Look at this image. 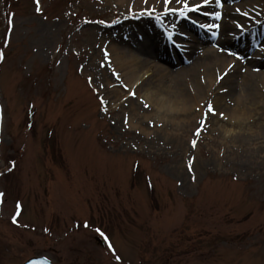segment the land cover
I'll list each match as a JSON object with an SVG mask.
<instances>
[{"label": "rangeland", "instance_id": "1", "mask_svg": "<svg viewBox=\"0 0 264 264\" xmlns=\"http://www.w3.org/2000/svg\"><path fill=\"white\" fill-rule=\"evenodd\" d=\"M250 1L212 0L207 11L233 15L223 36L198 26L214 34L203 50H222L219 38L247 27L255 39L235 46L259 61L264 26L252 28L264 15L243 11ZM120 19V8L103 0H0V264H264V109L228 121L202 104L192 128H131L122 117L134 100L129 87H99L85 71L99 52L92 39H115ZM154 32L171 64L182 61L173 78L184 89L186 77H204L197 67L181 70L190 47L173 44L191 41ZM222 51L237 63L234 81L264 71V56L251 68L238 64L240 52ZM112 91L124 98L120 107Z\"/></svg>", "mask_w": 264, "mask_h": 264}, {"label": "bare ground", "instance_id": "2", "mask_svg": "<svg viewBox=\"0 0 264 264\" xmlns=\"http://www.w3.org/2000/svg\"><path fill=\"white\" fill-rule=\"evenodd\" d=\"M103 1L111 6L116 5L121 10V19L114 24L116 27L114 30H117L118 35L115 39H92L93 46H96L99 52L90 57L85 71L95 78L97 76L96 82L99 87L114 85L120 81H124V84L129 87V91L134 95V100H125L124 103L128 104L129 109L122 112V117L131 128L141 130L148 135L150 133L165 134L164 130L167 132L168 126L166 125L168 124L176 129L183 126L192 128L195 126L197 118L203 113L202 104L211 105L216 114H223L228 121L240 117L248 120L253 118V115L260 109H264V71L256 76L255 72L252 73L249 69L247 76L240 77V82L237 78L234 81L232 80L234 76L236 77L234 64L237 65V63L232 60L228 62L222 51L225 47H230L239 53L240 51L235 46L238 44V39L243 36L255 39L254 32H251L252 36H250L248 31L251 29L242 27L240 34L236 33L232 39L220 40L219 38L216 44L221 46L222 50H215L213 47L203 50L208 42L214 39V34L197 32L199 25L205 31L219 32L221 36L225 35L222 32L229 28V17L233 15L232 12L224 9L220 13V18L215 19L216 12L206 10L207 6L214 5L212 0H209L206 7L197 11H185L184 3L195 8L197 4H203L204 0H171L168 5V13H165L164 0ZM241 6L243 11L250 7L251 10L260 13L261 17L264 15V0H251L249 3H242ZM173 9L176 10L175 13H173ZM179 13H193L197 16L190 15L189 18L193 21L190 23L188 19L186 20L180 15L176 16ZM247 15V18L253 17L250 12ZM257 21L259 23L252 30L256 31L258 24L264 26V18L263 21L262 19H257ZM156 29H159L163 37L164 34L169 36L171 33H177L193 43V46H187L190 47L188 58L186 57L188 63L186 67L182 66L181 70L190 73L191 69L197 67L200 75L204 74L203 78L193 74L189 76L190 79L186 77V89L173 78L174 69L182 65V61L179 60L177 65L171 64V55L168 54L166 57V54H163L165 47L151 38L155 35ZM191 31L199 35L198 40L195 41L186 34ZM261 39L264 40V35L261 36ZM249 53L240 52L237 59L238 64H247L249 67L254 65L255 67V62L258 63L264 56L259 53V61L258 53L252 59H243ZM261 64L263 63H258V66L260 67ZM218 69H222L219 75L216 73ZM186 75L188 76V74ZM201 80H203V84H201ZM247 84L251 85L252 93H247L244 90L243 87ZM226 88L229 89L227 94L224 91ZM107 96L114 107L123 105L124 98L119 95L118 91L108 92ZM227 97H229V103ZM140 99H142L143 109L137 105ZM145 105L148 106L145 107ZM155 122L162 124V128L154 127ZM152 126L154 132L149 129Z\"/></svg>", "mask_w": 264, "mask_h": 264}, {"label": "snow or ice", "instance_id": "3", "mask_svg": "<svg viewBox=\"0 0 264 264\" xmlns=\"http://www.w3.org/2000/svg\"><path fill=\"white\" fill-rule=\"evenodd\" d=\"M39 2V0H37V3ZM171 0H164V6H165V13H168L169 11V8H168V5L170 4ZM209 0H204V3L203 4H197L195 6V8L193 7H190L187 3H184L183 5V8L185 11H197L198 9L202 8V7H206L207 4H208ZM217 6H220V0H215ZM37 11H39V8H37ZM173 13L176 12L175 9L172 10ZM220 18V14L219 13H216L215 15V19H219ZM12 21L9 20V24L11 25ZM107 55V53H106ZM103 103V101H101ZM145 107H147V105H145ZM209 107V111H212L211 109V105L208 106ZM193 144H195V142H193ZM3 194L0 193V196H2ZM17 209H19V205H17ZM17 215H19V211L17 212ZM13 223H16V218L13 217ZM101 235H103V233H101Z\"/></svg>", "mask_w": 264, "mask_h": 264}, {"label": "water", "instance_id": "4", "mask_svg": "<svg viewBox=\"0 0 264 264\" xmlns=\"http://www.w3.org/2000/svg\"><path fill=\"white\" fill-rule=\"evenodd\" d=\"M25 264H51V263L45 258H34L27 261Z\"/></svg>", "mask_w": 264, "mask_h": 264}]
</instances>
